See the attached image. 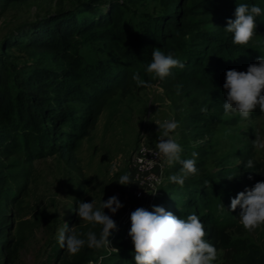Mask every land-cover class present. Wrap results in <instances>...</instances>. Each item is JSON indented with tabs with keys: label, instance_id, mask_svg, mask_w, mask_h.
<instances>
[{
	"label": "trees",
	"instance_id": "1",
	"mask_svg": "<svg viewBox=\"0 0 264 264\" xmlns=\"http://www.w3.org/2000/svg\"><path fill=\"white\" fill-rule=\"evenodd\" d=\"M32 1L56 4L54 0H0V12ZM156 1L162 4V10L146 14L143 20H121L122 5L117 1L104 8L87 4L81 11H75L77 7L57 8L17 25L2 40L0 264H15L24 246V239L15 232L14 208L20 204L24 188L14 183L17 173L13 170L20 156L28 161L54 154L72 159L77 143L89 134L107 98L120 88L126 92L129 80L141 68L150 83L175 82L183 90L197 94L186 118L188 132L195 140L209 139L223 120L226 71H247L262 56L252 46V40L246 45H234L233 34L224 28L228 19L235 20L237 5L245 3L262 9L256 17V32H264V0ZM85 10L90 15L79 16ZM88 38L103 41L116 50L124 61L123 69L111 71L110 61L103 59L97 63L85 60L78 48ZM15 47L28 51L33 58L19 65L8 62L9 51ZM154 48L173 54L185 67L172 69V74L163 80L153 78L146 68ZM47 59L55 65L45 63ZM202 108L207 110L201 111ZM262 114L259 108L252 112L253 117ZM205 152L203 148L198 150L197 174L189 175L183 186L169 181L157 196L155 206H162L179 218L198 215L208 234L205 239L216 249L232 247L237 242L231 232L242 229L236 218L240 208L232 211L237 214L234 216L226 206L239 192L263 181L264 165L253 159L249 148L239 156L238 166L222 167L215 182L204 169ZM249 159L254 165L251 169L245 167ZM117 249L86 248L78 264L98 258H102L100 264H135L133 249Z\"/></svg>",
	"mask_w": 264,
	"mask_h": 264
},
{
	"label": "rangeland",
	"instance_id": "2",
	"mask_svg": "<svg viewBox=\"0 0 264 264\" xmlns=\"http://www.w3.org/2000/svg\"><path fill=\"white\" fill-rule=\"evenodd\" d=\"M115 1L122 5L121 20L129 17L143 20L146 14H156L162 10V4L156 0H54L56 6L49 2L32 1L0 12V44L11 29L32 21L42 13L53 12L61 7H77L75 11H81L87 4H99L104 8L109 6V2ZM90 13L85 10L79 16ZM252 46L264 55V32L253 37ZM78 50L85 60L96 63L100 59L110 61L111 71L124 67V61L118 58L117 51L104 45L103 41L84 39ZM31 58L33 55L28 51L15 47L9 51L8 62L19 65ZM45 63L55 65L49 59ZM141 69L138 73L140 78L150 82L149 76ZM151 84V88L138 86L131 78L126 92L120 88L110 95L89 134L77 143L72 159L63 158L59 154L34 161H28L25 156L18 158V166L13 170L17 173L14 183L22 184L24 188L20 192L22 200L14 208L17 213L15 232L18 238L24 239V246L15 264H78L88 247L85 246L78 254H69L66 247H61L58 243L59 229L66 222L78 235L90 230L99 235L100 225L93 226L78 217L79 203L94 200L99 207L113 195L118 197L123 207L115 214L104 209L105 214L115 221L116 228L110 230L109 241L112 248L101 250H134L131 237L127 236L131 227V213L140 207L152 211L157 203V196L169 182L168 177L179 173L182 167L179 163L169 166L161 158L158 168L163 173V183L155 194L144 189V198L136 196V191L143 186L136 180L132 155L141 144L156 146L159 136L156 122L166 119L178 122L179 127L172 135L183 149L181 159H191L193 152L198 153L202 148L206 150L204 169L215 182H218V171L222 167L238 166L239 156L249 148L253 151V159L264 165V149H258L253 144L257 135L264 136V113L257 117H253L251 113L249 120H242L238 114H223V120L215 128L211 138L195 140L188 132L186 118L197 94L183 90L175 82L158 81ZM195 159L197 162L198 157ZM124 173L131 174L132 183L126 186L118 183ZM226 208L232 213L230 206ZM232 214L237 215L235 212ZM236 218L239 223V217ZM231 236L237 243L232 247L217 249V259L213 264L264 262V226L252 232L246 231L242 226L241 231L234 229ZM81 238L86 239V236ZM101 262L102 258H98L84 264Z\"/></svg>",
	"mask_w": 264,
	"mask_h": 264
},
{
	"label": "clouds",
	"instance_id": "3",
	"mask_svg": "<svg viewBox=\"0 0 264 264\" xmlns=\"http://www.w3.org/2000/svg\"><path fill=\"white\" fill-rule=\"evenodd\" d=\"M261 13L262 9L257 5H237L235 20L228 19L227 27L224 28L233 34L234 45H246L253 39L257 34L256 17ZM184 67V63L174 58L173 54L166 55L159 48H154L146 72L152 74L153 78L163 80L172 74V69ZM132 79L138 86L153 87L149 81L141 79L138 73H134ZM223 88L226 90V102L223 103L225 115L238 114L242 120H249L257 108L264 113V56H259L258 63L250 64L247 71L227 70ZM156 124L159 136L154 155L169 166L175 163L182 166L179 173L170 175L168 179L183 186L189 175L198 172L195 159L198 153L193 152L191 159H181L183 149L172 135L179 127L178 122L166 119ZM253 144L258 149H264V136L257 135ZM253 166V161L249 159L245 167L251 169ZM118 183L124 186L131 184V174L121 175ZM121 207L123 205L115 195L103 201L99 207L94 200L90 203L80 202L78 217L93 226L100 225L99 235L91 230L78 235L65 222L58 231V243L66 247L71 255L78 254L85 246L92 249L112 248L108 237L116 224L111 216L105 214L104 209L115 214ZM238 207L239 223L246 231L252 232L264 226V181L256 182L252 188H246L231 199V211ZM130 220L128 235L134 246L135 264H213L217 259V249L205 239L208 234L196 214H190L185 219L166 211L162 206H153L152 211L140 207L131 213ZM81 236H86V239Z\"/></svg>",
	"mask_w": 264,
	"mask_h": 264
},
{
	"label": "built area",
	"instance_id": "4",
	"mask_svg": "<svg viewBox=\"0 0 264 264\" xmlns=\"http://www.w3.org/2000/svg\"><path fill=\"white\" fill-rule=\"evenodd\" d=\"M155 151L156 147L141 144L132 155L136 180L143 186L142 189L136 191L138 198L145 197V190L155 194L158 187L163 183L164 176L158 168L160 159L155 157Z\"/></svg>",
	"mask_w": 264,
	"mask_h": 264
}]
</instances>
